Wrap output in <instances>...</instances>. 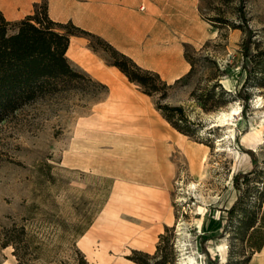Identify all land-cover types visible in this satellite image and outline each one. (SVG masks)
Returning a JSON list of instances; mask_svg holds the SVG:
<instances>
[{
	"label": "rangeland",
	"instance_id": "374dc122",
	"mask_svg": "<svg viewBox=\"0 0 264 264\" xmlns=\"http://www.w3.org/2000/svg\"><path fill=\"white\" fill-rule=\"evenodd\" d=\"M191 1L190 25L170 31L177 45L169 48L176 57V46L184 51L188 42L197 56L217 60L225 74L216 78L211 68L198 64L189 78L165 79L171 85L161 102L185 108L193 136L170 125L189 146L125 137L101 144L88 121L106 90L72 63L89 74L79 88L28 103L0 123V264L18 262L14 246L2 245L7 229L22 242L32 235L39 249L31 264H84L83 258L88 264H141L131 258L143 256L134 250L149 253L153 262L162 233L166 264H191L183 256H193L194 264H250L255 252L234 226L223 225L225 208L238 194L244 204L255 202L264 176V87L249 88L245 108L243 100L231 96L209 111L193 92L219 80L235 94L243 83L242 1L259 41L252 52H263L264 58V0ZM152 98L160 99L159 94ZM233 108L238 113L222 116ZM246 150L256 153L258 165L251 181L237 189L234 173L251 167ZM103 156L109 175L97 173ZM107 201L111 207L102 216Z\"/></svg>",
	"mask_w": 264,
	"mask_h": 264
},
{
	"label": "trees",
	"instance_id": "16d2710c",
	"mask_svg": "<svg viewBox=\"0 0 264 264\" xmlns=\"http://www.w3.org/2000/svg\"><path fill=\"white\" fill-rule=\"evenodd\" d=\"M239 11L243 22L240 27L245 28L247 33L242 42L244 55L242 68L246 71V77L235 94L224 88L219 80L203 92L197 94L193 92L206 111L222 106L231 96L243 100L245 108L252 96L249 88L251 86L264 87V58L260 57L263 52H252L253 45L258 46L259 41L254 38L255 31L248 24L243 1ZM215 20L219 21V19ZM72 34L84 35L89 38L90 45L95 50L102 48L106 52V61L116 65L130 81L139 85L143 92L151 96L159 94L160 99L155 101V106L163 117L180 132L193 136L194 131L185 108L182 105L161 102V99L167 96V88L171 84L163 79L159 72L142 67L132 57L115 48L107 40L81 28L72 21L53 20L48 14L47 0L35 3L33 13L15 21L8 20L0 9V123L28 103L32 104L45 98L58 97L66 91L79 88L80 81L85 80L88 73L84 74L73 66V62L66 54ZM184 46V55L190 68L177 78L176 82L191 77L198 64L211 68L216 78L225 74V69H222L211 55L197 56L198 51L192 44L185 42ZM257 67L258 70H256ZM257 71L259 72L257 73ZM93 80L96 86L107 91L106 84L94 78ZM218 86L221 87L219 92L214 88ZM246 152L250 156L251 167L234 173L233 185L237 189L241 188L242 182L249 183L251 181V175L256 173L258 165L256 153L253 150H246ZM258 185L255 188L256 197L253 204H244L240 193L233 203L225 208L227 224L223 225V229H226L228 225L234 226L235 232L247 242L252 254L261 250L264 245V176L261 179V184ZM160 237L157 251L153 255L156 259L153 262H151L149 253L140 250H134V252L142 254L144 257L133 256L131 258L141 264H166L168 260L161 250V244L166 235L162 233ZM22 241L24 240L7 229L2 245L14 246V254L18 259L17 264H31V259L37 256L35 251L39 249V246H33V238L30 233L29 242ZM82 263L88 264L84 258Z\"/></svg>",
	"mask_w": 264,
	"mask_h": 264
},
{
	"label": "crops",
	"instance_id": "0c3cea01",
	"mask_svg": "<svg viewBox=\"0 0 264 264\" xmlns=\"http://www.w3.org/2000/svg\"><path fill=\"white\" fill-rule=\"evenodd\" d=\"M39 2L41 0H0V9L8 20L15 21L33 13L35 3ZM47 2L48 14L53 20L72 21L102 37L142 67L159 72L163 79H177L189 69L181 46H176V57L169 46L177 45L174 38H170V31L178 26L186 28L190 25L187 14L191 0ZM66 54L94 79L107 85L105 95L93 105V117L88 121L90 126L87 125L100 138L101 144L107 146L113 139L124 137L134 141H139V138L147 142L177 143L178 135L156 108L152 96L128 80L116 65L108 63L101 50L92 48L89 38L70 35ZM102 159L104 156L96 164L101 168L97 173L109 175L107 162ZM110 207L107 201L101 215L105 216ZM250 264H264V245L253 254Z\"/></svg>",
	"mask_w": 264,
	"mask_h": 264
},
{
	"label": "bare ground",
	"instance_id": "6f19581e",
	"mask_svg": "<svg viewBox=\"0 0 264 264\" xmlns=\"http://www.w3.org/2000/svg\"><path fill=\"white\" fill-rule=\"evenodd\" d=\"M128 80H129V79H128ZM257 102H258V101H257ZM257 104H258V103H257ZM113 109H114V108H113ZM115 110H116V109H115ZM111 111H113V110H111ZM116 112H117V110H116ZM116 112H115V113H116ZM236 113H238V108H233V109H231V110H229V111H222L221 114H222V116H226V115H234V114H236ZM136 117H137V116H136ZM229 118H230V117H229ZM217 120H218V119H217ZM262 122H263V121H262ZM217 123H218V122H217ZM231 124H232V123H231ZM256 126H257V125H256ZM148 131H149V130H148ZM260 131H261V130H260ZM231 132H232V131H231ZM148 133H149V132H148ZM231 134H232V133H231ZM261 134H262V133H261ZM243 135H244V134H243ZM257 136H258V135H257ZM134 139H135V138H134ZM245 139H246V138H245ZM138 140H139V141H143L144 139H143V140H140V139L138 138ZM176 140H178V142H179L180 144H183L184 146H187V147L189 146L187 143H184V142H183V139H182L181 137L176 138ZM242 140H243V139H242ZM132 141H134V140H132ZM247 141H248V140H247ZM251 141H252V140H251ZM251 141H250V144L252 143ZM135 142H138V141L135 140ZM259 142H261V140H260ZM255 143H256V142H255ZM170 144H171V143H170ZM252 145H253V144H252ZM159 146H160V145H159ZM143 147H144V146H143ZM149 147H151V146H149ZM169 148H170V147H169ZM140 149H141V148H140ZM147 149H149V148H147ZM153 150H154V149H153ZM153 150H152V151H153ZM138 153H139V152H138ZM153 153H154V152H153ZM138 155H139V154H138ZM143 155H144V154H143ZM141 157H142V156H141ZM145 157H146V156L144 155V158H145ZM152 158H153V156H152ZM153 159H154V158H153ZM126 162H128V161H126ZM126 162H125V163H126ZM150 162H151V161H150ZM152 162H153V161H152ZM131 163L133 164V162H131ZM101 165H103V164H101ZM123 166H125V165H123ZM99 167H100V166H99ZM107 167H108V165H107ZM107 167H106V168H107ZM135 167H136V166H135ZM140 168H141V167H140ZM140 168H139V169H140ZM123 169H124V168H123ZM125 169H126V168H125ZM137 169H138V168H137ZM141 169H142V168H141ZM143 169H144V168H143ZM103 170H104V169H103ZM136 172H137V171H136ZM182 254H183V253H182ZM183 255H185V254H183ZM183 258H184V260H187V261H188L189 263H191V264H194V262H195L193 256H186V257L183 256ZM187 261H186V262H187ZM188 262H187V263H188Z\"/></svg>",
	"mask_w": 264,
	"mask_h": 264
}]
</instances>
